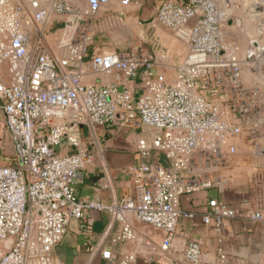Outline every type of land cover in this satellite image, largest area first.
Instances as JSON below:
<instances>
[{
	"label": "built area",
	"instance_id": "1",
	"mask_svg": "<svg viewBox=\"0 0 264 264\" xmlns=\"http://www.w3.org/2000/svg\"><path fill=\"white\" fill-rule=\"evenodd\" d=\"M0 0V124L12 148L9 163L0 162V264H56L52 251L78 221L89 232V211H106L121 223L116 240L134 241L131 221L163 233L159 251L169 255L180 216V198L225 181L209 175L235 155V139H244L263 156L257 142L264 136V25L247 39L243 56L226 41L233 0L165 1L151 25L160 26L185 47L168 80L152 54L142 48L91 55L88 23L113 0ZM121 8L145 0H117ZM63 22L59 35L53 22ZM159 58L168 59L162 50ZM258 69L260 83L248 84L246 70ZM255 67V68H253ZM115 75L103 86L86 83L91 76ZM137 81L138 96L122 87ZM211 97V98H208ZM138 118L156 135L136 149L144 159L163 154L165 165L132 169L136 199L104 205L78 200L75 187L91 163L79 143L78 129L107 125L118 116ZM66 143L71 153L59 155ZM145 177V179H144ZM203 223L220 230L242 215L212 199ZM262 221L259 213L248 216ZM87 247L88 245L85 244ZM102 259L111 261L109 250ZM181 264H202L201 246L189 242ZM133 255L117 264H130ZM179 264V263H173ZM218 264H227L221 253Z\"/></svg>",
	"mask_w": 264,
	"mask_h": 264
},
{
	"label": "crops",
	"instance_id": "2",
	"mask_svg": "<svg viewBox=\"0 0 264 264\" xmlns=\"http://www.w3.org/2000/svg\"><path fill=\"white\" fill-rule=\"evenodd\" d=\"M165 1L185 3V0H145L137 5L121 8L118 1L113 0L97 17L112 12L124 14L128 19L139 23L149 22L150 28L157 30L155 46L158 50L161 48L160 51H166L169 57L165 60L166 63L161 61L162 64L168 65V68L158 71L170 80L174 75L172 67L181 60L185 47L177 42L169 31L150 24ZM83 4L80 8L85 7L86 0H83ZM148 51L156 61L157 57L153 51ZM170 53L178 58L174 61L170 58ZM116 81L115 75L91 76L85 80L86 83H98L103 86ZM121 86L132 91L134 105L138 96L137 81H122ZM125 119V115L120 114L111 124L79 127V143L90 154L91 163L80 173V181L75 187L78 200L110 205L124 198L136 199L132 169L141 164L165 165L162 153L151 151L150 157L144 159L136 149L137 142L141 139L150 144L156 132L142 125L137 117L131 122ZM259 141L263 156L257 154L255 149L240 146V143L249 142L235 139L233 144L236 153L229 159L226 168L222 167L209 175L212 180L225 182L219 187L201 189L180 198V211L192 216L179 217L169 255H163L159 251L163 238L161 231L131 221L135 240L119 242L116 238L121 230V223L114 221L106 211L91 210L88 212L89 232H80L78 221H71L68 233L52 251L54 262L117 264L123 257L133 255L135 261L130 264H181L185 246L195 241L201 246L202 264H218L221 253L226 257L227 264H264V136ZM72 151L66 143L57 148L59 155ZM212 199L225 202L239 212L242 218L227 221L219 231L212 224H204L203 217L208 211L207 203ZM255 213H259L263 220H250L248 216ZM7 244L0 245V253ZM104 249L111 252V261L102 259L101 252Z\"/></svg>",
	"mask_w": 264,
	"mask_h": 264
},
{
	"label": "rangeland",
	"instance_id": "3",
	"mask_svg": "<svg viewBox=\"0 0 264 264\" xmlns=\"http://www.w3.org/2000/svg\"><path fill=\"white\" fill-rule=\"evenodd\" d=\"M76 5L78 7L83 6V0H77ZM257 6L262 8V12L255 13V8ZM231 18L241 22L240 28L234 25V28L228 29L226 41L237 46L238 56L242 58L247 39L252 36H260V26L264 25V0H233ZM55 23L56 22H53L49 25L48 30L50 34L56 33L59 35L61 29L55 31L50 30ZM164 30L167 31L166 29ZM156 31L155 28H150L149 22L139 23L136 20L128 19L124 14L119 15L112 12H109V14H102V16L96 17L92 22L88 23L87 36L89 37V41L87 51L88 54L96 55L112 51H129L142 48L153 51L154 55L157 57L156 61L162 64V60L159 58L162 54L160 51L161 48L158 50V47L155 46L156 42L154 41ZM263 38L264 37H262V39ZM167 49L171 51L169 47H167ZM170 58L175 61V58H178V56L170 53ZM164 62L166 63V61ZM257 66L258 65L255 66L256 70H246L245 74L248 78V84L261 82L258 76L259 72ZM257 144L260 148L262 147L260 141H258ZM241 145L247 146V148L250 147L252 150L254 149V146L248 143H240V146ZM11 156L12 148L8 135L4 127L0 124V162L2 164L9 163Z\"/></svg>",
	"mask_w": 264,
	"mask_h": 264
},
{
	"label": "water",
	"instance_id": "4",
	"mask_svg": "<svg viewBox=\"0 0 264 264\" xmlns=\"http://www.w3.org/2000/svg\"><path fill=\"white\" fill-rule=\"evenodd\" d=\"M255 13H260V12H262V8H260V6H257L256 8H255ZM240 21L239 20H233L232 18H230L229 20H228V22H227V25L228 26H231V25H235L236 27H238V28H240Z\"/></svg>",
	"mask_w": 264,
	"mask_h": 264
},
{
	"label": "trees",
	"instance_id": "5",
	"mask_svg": "<svg viewBox=\"0 0 264 264\" xmlns=\"http://www.w3.org/2000/svg\"><path fill=\"white\" fill-rule=\"evenodd\" d=\"M63 27H64L63 22L59 21V22H56L50 30H51V31H55V30L62 29ZM90 56H91V54H88L87 59H88Z\"/></svg>",
	"mask_w": 264,
	"mask_h": 264
}]
</instances>
